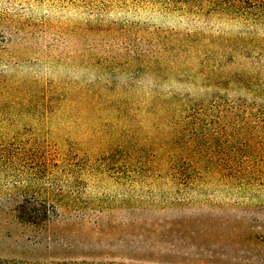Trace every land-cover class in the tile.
<instances>
[{"label":"rangeland","instance_id":"rangeland-1","mask_svg":"<svg viewBox=\"0 0 264 264\" xmlns=\"http://www.w3.org/2000/svg\"><path fill=\"white\" fill-rule=\"evenodd\" d=\"M0 152V258L264 264V22L0 0Z\"/></svg>","mask_w":264,"mask_h":264},{"label":"trees","instance_id":"trees-1","mask_svg":"<svg viewBox=\"0 0 264 264\" xmlns=\"http://www.w3.org/2000/svg\"><path fill=\"white\" fill-rule=\"evenodd\" d=\"M210 10L223 15L238 17L249 22H264V0H210ZM0 158L3 159L2 152ZM16 186H14L15 188ZM31 203V202H30ZM29 203V204H30ZM24 201L15 205V218L24 224L42 226L49 220V215L55 214V206L47 201L35 202L36 207L31 208V213L25 208ZM38 206L40 209H38ZM0 264H127L116 262L96 261H27L17 258H0Z\"/></svg>","mask_w":264,"mask_h":264}]
</instances>
